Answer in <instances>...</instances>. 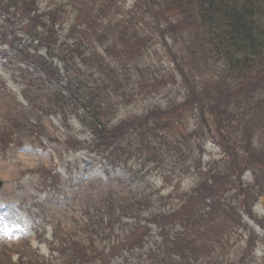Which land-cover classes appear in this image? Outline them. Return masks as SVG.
Masks as SVG:
<instances>
[{
  "label": "trees",
  "instance_id": "obj_1",
  "mask_svg": "<svg viewBox=\"0 0 264 264\" xmlns=\"http://www.w3.org/2000/svg\"><path fill=\"white\" fill-rule=\"evenodd\" d=\"M41 2L0 0V44L23 67L22 95L30 109L60 114L66 123L77 114L92 134L87 148L94 159L120 166L129 178L140 174L141 182L154 173L162 183L151 192H134L122 178L106 185L98 178L103 188L87 194L79 208L81 233L114 238L105 245L135 254L122 259L128 264L237 262L224 253L229 227L239 225L227 192L236 187L242 194L244 187L232 178L246 169L264 177V0H134L131 7L123 0ZM154 37L161 51L153 47ZM147 50L150 60L141 64ZM165 56L173 63L169 69ZM168 85L179 86V99L114 117L120 103ZM197 108L231 159L210 166L209 175L179 193L197 167L186 148L192 138L198 145L195 132L203 129L200 121L188 128ZM20 118L12 117L14 133L0 137V144L16 143L18 131H28ZM166 186L171 188L163 193ZM153 235L159 241L139 251ZM79 239L74 236L72 244L82 245ZM255 240L252 233L247 237L240 262ZM56 251L59 263L37 257L31 264H93L104 254L94 249L86 255L78 246Z\"/></svg>",
  "mask_w": 264,
  "mask_h": 264
},
{
  "label": "rangeland",
  "instance_id": "obj_2",
  "mask_svg": "<svg viewBox=\"0 0 264 264\" xmlns=\"http://www.w3.org/2000/svg\"><path fill=\"white\" fill-rule=\"evenodd\" d=\"M48 1L50 0H42L40 5L44 6ZM133 2L134 0H123L124 7H131ZM165 39L170 44L171 40L168 37ZM152 42H157V38ZM153 47L159 51L162 48L160 42ZM5 51L6 46L1 45L0 81L5 85L4 89L10 90L17 98H12L7 91L5 95L0 89V137L14 133L11 120L13 116L20 115L22 118L18 121L21 124L26 121L28 131H18L21 140L17 147L7 146V140L0 144V180L3 181L0 189V264H31L37 257L59 263L60 255L56 249L63 248L68 252L73 246L80 247L86 255L91 256L94 249L104 250V254H99L93 264H128L121 262L127 257V251L121 250L120 253L119 246L110 250V247L105 245L114 244V238L107 241L81 233L79 208L86 200L87 194L98 193L103 188L98 178H102L105 185L112 177L122 178L124 188H127L128 182L129 188L134 192L154 191L162 187L160 179L151 173L148 182H141L140 174L129 178L120 166L112 167L104 161L100 162L99 158L94 160L91 156L93 153L86 148L92 134L82 127L74 113L68 116L70 118L66 123L62 121L60 114L47 116L45 111L40 113L39 108L27 107L20 92L23 84L17 76L23 67L15 57L3 54ZM43 52L44 49L41 50V53ZM150 53L152 50H147L143 58L145 60L141 64L150 60ZM163 60L167 69L173 66L168 57H163ZM175 73L180 83V76ZM178 85H168L170 87L167 90L158 93H138L130 103H120L114 117L121 119L132 113L147 112L156 106L164 107L168 102L180 98L182 90L179 91ZM201 113L206 117L199 108L189 116L188 128L192 129L201 122ZM63 124L70 129H65ZM202 125L203 129H196L195 132L198 135L195 137L198 145L193 138L186 144L187 150L195 156L194 164L197 167L182 180L179 193L185 191L190 183L201 176L209 175L207 171L210 166L231 159L230 153L225 152L215 140L216 134L213 132L212 137L203 123ZM203 131L205 135L202 134ZM254 143L256 144L255 139ZM258 176L255 178L251 169L244 170L238 179L232 178L244 187L242 194H238L236 187L227 192L228 201L234 206L235 217L239 223L229 227L230 242L224 249L226 256L230 255L237 261L234 264H264V177H261L260 173ZM118 179L115 181L121 182ZM170 188L166 186L162 192L168 193ZM246 198L248 201L245 204L243 200ZM151 227L154 230V226ZM251 233L257 235V240L252 242L245 260L240 262L247 237H250ZM74 236L84 243L72 244L71 239ZM159 239L153 235L149 239L150 242L146 241L139 251L145 252L152 242ZM89 250L90 252H87ZM115 250L119 251L118 254L111 256L109 253ZM232 262L234 261L224 259V264H233Z\"/></svg>",
  "mask_w": 264,
  "mask_h": 264
},
{
  "label": "water",
  "instance_id": "obj_3",
  "mask_svg": "<svg viewBox=\"0 0 264 264\" xmlns=\"http://www.w3.org/2000/svg\"><path fill=\"white\" fill-rule=\"evenodd\" d=\"M203 121H204V123L206 124V127H207V129H208V131H209V127H208V124L206 123V120L203 119ZM1 186H2V181H0V188H1Z\"/></svg>",
  "mask_w": 264,
  "mask_h": 264
}]
</instances>
